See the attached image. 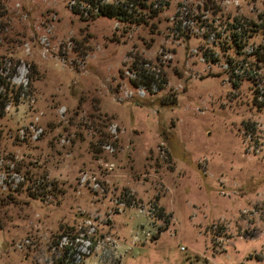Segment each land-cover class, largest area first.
Returning <instances> with one entry per match:
<instances>
[{
  "label": "rangeland",
  "instance_id": "rangeland-1",
  "mask_svg": "<svg viewBox=\"0 0 264 264\" xmlns=\"http://www.w3.org/2000/svg\"><path fill=\"white\" fill-rule=\"evenodd\" d=\"M73 4L0 0V264H264V0Z\"/></svg>",
  "mask_w": 264,
  "mask_h": 264
},
{
  "label": "trees",
  "instance_id": "trees-1",
  "mask_svg": "<svg viewBox=\"0 0 264 264\" xmlns=\"http://www.w3.org/2000/svg\"><path fill=\"white\" fill-rule=\"evenodd\" d=\"M73 10L77 14H80L81 17L85 16L86 19L88 17H99L106 16L109 18H116L123 21H128L131 24H139L141 19L139 13H136V7H138V3L141 0H125V1H110V0H72ZM140 7V6H139ZM144 7V6H143ZM140 7V8H143ZM139 16V17H138ZM238 23L233 24L234 32L230 35L231 42L233 45L243 48L246 45L250 38L253 37V33H259L261 31L264 32L263 26L260 24H256L251 22V29L245 26V24L241 23L237 20ZM264 34V33H263ZM261 51V55H260ZM253 55H258V60L264 62V43L260 44L257 50L253 53ZM13 74L10 76H4L0 74V117H2L5 113L6 107L12 103L18 102L21 99V90L16 89L15 86L11 82V78ZM263 95V94H262ZM154 214L159 216L160 214L157 206L153 208ZM162 230H158L156 234L152 237L156 239L158 237V233ZM58 245V243H57ZM56 245V246H57Z\"/></svg>",
  "mask_w": 264,
  "mask_h": 264
},
{
  "label": "built area",
  "instance_id": "built-area-1",
  "mask_svg": "<svg viewBox=\"0 0 264 264\" xmlns=\"http://www.w3.org/2000/svg\"><path fill=\"white\" fill-rule=\"evenodd\" d=\"M118 2V1H117Z\"/></svg>",
  "mask_w": 264,
  "mask_h": 264
}]
</instances>
